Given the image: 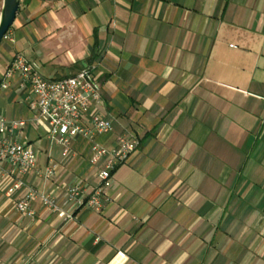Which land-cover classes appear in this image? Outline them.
I'll use <instances>...</instances> for the list:
<instances>
[{"label":"crops","instance_id":"1","mask_svg":"<svg viewBox=\"0 0 264 264\" xmlns=\"http://www.w3.org/2000/svg\"><path fill=\"white\" fill-rule=\"evenodd\" d=\"M17 55L47 80L89 70L112 131L63 156L19 75L1 88ZM0 120L23 124L0 138L36 152L32 216L0 168V264H264V0H20L0 44ZM121 137L138 147L101 212L73 207L65 186H99L91 145Z\"/></svg>","mask_w":264,"mask_h":264},{"label":"built area","instance_id":"2","mask_svg":"<svg viewBox=\"0 0 264 264\" xmlns=\"http://www.w3.org/2000/svg\"><path fill=\"white\" fill-rule=\"evenodd\" d=\"M13 74L19 75L23 85H26L33 95L38 118L44 122L48 138L62 148L63 156H67L70 152L73 138L82 136L91 139L94 134L112 131L111 123L102 119L91 109V103L98 101L99 96L94 77L89 70H83L61 80H47L39 75L22 56L17 55L11 62L10 70L4 76L2 89H7ZM20 126L23 124L18 122L7 128L0 120V135L4 136L13 128ZM138 143L135 137H121L109 151L92 144L89 163L95 165L105 158L104 167L97 174L99 186L88 197L84 196V188L79 185L65 186V195L73 207L101 212L102 200L108 201L104 191L111 184L114 170L129 160L136 152ZM4 163L11 167L14 178L11 192L21 188L27 189L25 195L17 201L16 211L23 216H32L30 202L35 199L36 192L27 188L22 178L35 169L36 152L32 148L26 149L21 144L0 138V168ZM52 175V167L47 168L44 177L50 178ZM38 199L43 206L54 211L58 218L72 220L73 216L58 209L51 196L42 194L38 196Z\"/></svg>","mask_w":264,"mask_h":264},{"label":"water","instance_id":"3","mask_svg":"<svg viewBox=\"0 0 264 264\" xmlns=\"http://www.w3.org/2000/svg\"><path fill=\"white\" fill-rule=\"evenodd\" d=\"M20 9V0H1L0 7V44L8 29L12 26Z\"/></svg>","mask_w":264,"mask_h":264},{"label":"rangeland","instance_id":"4","mask_svg":"<svg viewBox=\"0 0 264 264\" xmlns=\"http://www.w3.org/2000/svg\"><path fill=\"white\" fill-rule=\"evenodd\" d=\"M0 7H1V0H0Z\"/></svg>","mask_w":264,"mask_h":264},{"label":"trees","instance_id":"5","mask_svg":"<svg viewBox=\"0 0 264 264\" xmlns=\"http://www.w3.org/2000/svg\"><path fill=\"white\" fill-rule=\"evenodd\" d=\"M9 30V29H8ZM8 32V31H7ZM7 34V33H6Z\"/></svg>","mask_w":264,"mask_h":264}]
</instances>
